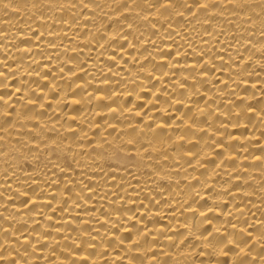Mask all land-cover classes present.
Returning <instances> with one entry per match:
<instances>
[{"label": "bare ground", "instance_id": "1", "mask_svg": "<svg viewBox=\"0 0 264 264\" xmlns=\"http://www.w3.org/2000/svg\"><path fill=\"white\" fill-rule=\"evenodd\" d=\"M0 264H264V0H0Z\"/></svg>", "mask_w": 264, "mask_h": 264}]
</instances>
